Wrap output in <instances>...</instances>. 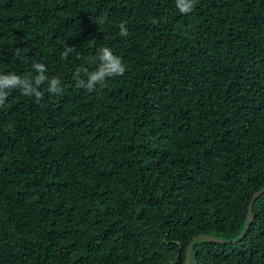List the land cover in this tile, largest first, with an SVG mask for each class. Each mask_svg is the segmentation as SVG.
<instances>
[{
	"label": "trees",
	"instance_id": "16d2710c",
	"mask_svg": "<svg viewBox=\"0 0 264 264\" xmlns=\"http://www.w3.org/2000/svg\"><path fill=\"white\" fill-rule=\"evenodd\" d=\"M102 47L126 71L89 92L73 74ZM34 62L41 98L0 106V264H184L194 237H241L264 188V0H0V74ZM252 213L190 263L264 264V194Z\"/></svg>",
	"mask_w": 264,
	"mask_h": 264
},
{
	"label": "clouds",
	"instance_id": "9594fccd",
	"mask_svg": "<svg viewBox=\"0 0 264 264\" xmlns=\"http://www.w3.org/2000/svg\"><path fill=\"white\" fill-rule=\"evenodd\" d=\"M196 0H175V6L182 14L190 13ZM120 35L127 37L129 35L127 27L124 23L120 24ZM74 49L68 48L63 53V57H67ZM97 57L99 66L95 71L88 72L87 69L77 68L73 74V79L77 81V86L86 89L89 92L96 90V86H106V81L111 77H119L124 74L126 68L121 59L114 55L112 50L108 47H102L98 50ZM33 69L37 73L34 81L28 78L21 79L14 73L7 75L0 74V106H3L8 95V90L20 88L22 94L25 96H35L39 100L42 93L38 90V86L45 82L47 77L44 75L46 66L42 63H33ZM81 73H84L87 79L81 78ZM48 91L53 94H59L62 89L60 88V80L52 78L49 82Z\"/></svg>",
	"mask_w": 264,
	"mask_h": 264
},
{
	"label": "water",
	"instance_id": "95a60500",
	"mask_svg": "<svg viewBox=\"0 0 264 264\" xmlns=\"http://www.w3.org/2000/svg\"><path fill=\"white\" fill-rule=\"evenodd\" d=\"M262 194H264V188L261 191L257 192L256 194H254V196L252 197L251 202H250L249 207H248V212H247V216H248L247 225H246V228H245V230H244V232L240 238H238L234 241H231V240H223V239H219V238H216L213 236H207V235L194 237L192 239L191 243L188 245V248H187L188 251H187L186 260H185L184 264H191L190 263V254H191V250H192V244L197 240L207 241V242H211V243H218V244L239 243L246 236V234L248 233V231L250 229V226L253 222L252 206L254 205V203L258 200V198Z\"/></svg>",
	"mask_w": 264,
	"mask_h": 264
}]
</instances>
